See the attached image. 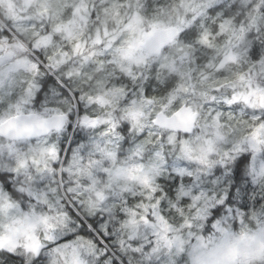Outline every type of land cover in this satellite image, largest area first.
Returning a JSON list of instances; mask_svg holds the SVG:
<instances>
[{
  "label": "clouds",
  "instance_id": "clouds-1",
  "mask_svg": "<svg viewBox=\"0 0 264 264\" xmlns=\"http://www.w3.org/2000/svg\"><path fill=\"white\" fill-rule=\"evenodd\" d=\"M0 264H264V0H0Z\"/></svg>",
  "mask_w": 264,
  "mask_h": 264
}]
</instances>
